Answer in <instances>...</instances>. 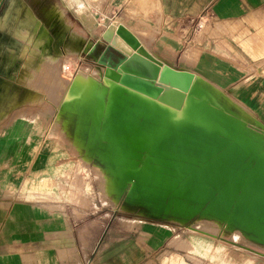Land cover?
<instances>
[{"label": "rangeland", "instance_id": "rangeland-1", "mask_svg": "<svg viewBox=\"0 0 264 264\" xmlns=\"http://www.w3.org/2000/svg\"><path fill=\"white\" fill-rule=\"evenodd\" d=\"M67 3L76 17L93 14V32L113 33L116 25L103 20L100 0ZM210 22L202 36L210 33ZM79 36L89 33L77 22L76 32L64 39L67 52L60 69L47 62L34 79L21 81L34 89L0 76V213L24 203L69 216L79 233L77 244L82 243L78 248L90 238L88 264H264V243L219 219L201 214L187 221L157 218L128 205L126 190L120 196L84 137L85 106L97 95L100 67L93 55L72 51ZM183 52L184 65H192L197 47L186 46ZM61 253L65 261L66 252Z\"/></svg>", "mask_w": 264, "mask_h": 264}, {"label": "crops", "instance_id": "crops-1", "mask_svg": "<svg viewBox=\"0 0 264 264\" xmlns=\"http://www.w3.org/2000/svg\"><path fill=\"white\" fill-rule=\"evenodd\" d=\"M22 2L20 18L26 23L34 24L27 16L30 11L36 20L50 28L47 11L63 8L64 30L76 32L78 22L89 33L88 38L84 37V46L89 41H101L99 50L104 49L106 43L101 33L92 31L95 25H92V13L84 15L83 19L76 17V10L66 0ZM99 4L108 26L125 25L155 57L177 69L198 74L197 79L219 104L264 130L257 124L264 125V0H100ZM209 21L210 33L202 36L204 24ZM0 31L5 34L0 46L20 51V39ZM192 45L198 52L194 60L192 58V65H184V47ZM64 48L62 45L63 51ZM25 56L26 53L19 57L18 53L7 70L6 55L0 52V76L9 82L25 84L17 79L22 69L15 71ZM24 86L34 89L27 84ZM85 122L86 119L84 125ZM86 128L84 137L88 143ZM67 218L24 203L4 209L0 213V264H76L75 251L78 262L88 264L85 251L90 238L87 245L79 249L82 244H77L79 233L70 217ZM62 251L66 252L65 261L60 257Z\"/></svg>", "mask_w": 264, "mask_h": 264}, {"label": "water", "instance_id": "water-1", "mask_svg": "<svg viewBox=\"0 0 264 264\" xmlns=\"http://www.w3.org/2000/svg\"><path fill=\"white\" fill-rule=\"evenodd\" d=\"M6 1H0V11ZM102 38V51L101 41H89L92 51L83 53L102 68L107 100L108 81L120 89L112 114L144 147L136 171L151 157L171 185H159L169 191L168 198L200 205L193 217L217 205L226 210L225 222L264 241V146L240 147V131L206 116L196 103L192 90L198 74L155 57L125 25ZM131 188L132 181L127 195Z\"/></svg>", "mask_w": 264, "mask_h": 264}, {"label": "bare ground", "instance_id": "bare-ground-1", "mask_svg": "<svg viewBox=\"0 0 264 264\" xmlns=\"http://www.w3.org/2000/svg\"><path fill=\"white\" fill-rule=\"evenodd\" d=\"M67 1L74 3L75 0ZM23 2L22 0H9L0 17V29L19 38L21 48L20 51L18 49L16 51L0 46V52L6 55L5 68L7 70L10 68L15 58L18 57V53L19 57L26 53L22 71L17 78L20 82L34 79L38 73L43 71L47 62L50 67L60 69L62 57L66 55L61 46H64L63 42L68 34L64 30L63 9L57 7L47 12L51 18L50 31L45 24H41L40 21L36 20L37 18L30 11H28L27 16L34 23L33 25L26 23L25 20L20 18ZM26 39L31 41V46L25 44ZM84 42L85 38L77 37L73 41L72 51L91 52L93 43H87L84 46ZM99 72L101 78V67ZM97 83V95L86 103L84 111L87 140L91 150L99 157L114 179L120 196L132 181V188L125 200L128 205L140 206L151 216L157 218L170 217L183 221L191 219L200 210V205H188L178 198H168L169 191L159 187V185H171L161 177L159 168L152 163L151 157L146 159L143 169L136 171L142 158L144 147L139 144L137 137L133 135L132 131L120 129L118 123L120 125L124 123L116 117L117 113L115 117L112 114L120 89L108 81L111 90L108 97L109 100H107L108 89L100 80H97ZM192 95L206 116L221 121H228L233 128L240 131V147L256 149L264 146V130L229 112L216 101L211 91L197 78L193 86ZM152 178H155V180H152ZM201 213L202 217H211L222 222H225L227 214L226 210L221 209L217 205H210ZM225 224L232 229L241 230L251 239H256L260 243L264 242L260 237L236 227L231 222H225Z\"/></svg>", "mask_w": 264, "mask_h": 264}, {"label": "flooded vegetation", "instance_id": "flooded-vegetation-1", "mask_svg": "<svg viewBox=\"0 0 264 264\" xmlns=\"http://www.w3.org/2000/svg\"><path fill=\"white\" fill-rule=\"evenodd\" d=\"M49 10H51V9H49ZM49 10H48V11H49ZM48 11H47V12H48ZM49 20H50V19H49Z\"/></svg>", "mask_w": 264, "mask_h": 264}]
</instances>
